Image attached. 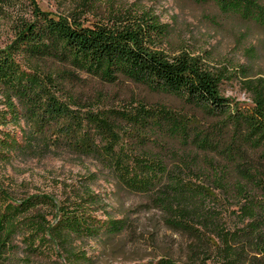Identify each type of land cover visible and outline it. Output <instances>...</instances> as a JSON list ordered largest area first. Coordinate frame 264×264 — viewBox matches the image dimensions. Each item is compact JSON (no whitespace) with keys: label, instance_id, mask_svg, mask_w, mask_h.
<instances>
[{"label":"trees","instance_id":"trees-1","mask_svg":"<svg viewBox=\"0 0 264 264\" xmlns=\"http://www.w3.org/2000/svg\"><path fill=\"white\" fill-rule=\"evenodd\" d=\"M191 1L264 28V0ZM99 2L53 13L0 0V28L14 32L0 48V161L72 154L95 165L61 196L0 182V264H95L79 240L132 223L96 189L101 177L182 236L178 255L131 264H264V77L166 52L172 28L157 14ZM234 77L251 103L223 93Z\"/></svg>","mask_w":264,"mask_h":264},{"label":"rangeland","instance_id":"rangeland-1","mask_svg":"<svg viewBox=\"0 0 264 264\" xmlns=\"http://www.w3.org/2000/svg\"><path fill=\"white\" fill-rule=\"evenodd\" d=\"M26 1L28 7L67 13L80 0ZM95 1H101L100 8H104L107 3L124 8L137 7L157 14L161 22L168 23L172 28V43L163 47L166 52L179 54L187 49L195 55L209 57L213 66H227L229 69L246 67L254 77H264V28L254 20L237 22L213 4H199L191 0ZM13 38L11 25L2 24L0 48L9 46ZM237 79L234 77L223 83V93L242 104L251 103L249 92ZM90 84L97 85L95 81H90ZM131 88L141 91L135 85ZM87 168L95 169L93 161L72 154L61 157L20 156L10 163L0 161V182L24 194L49 192L61 196L71 185H77L79 177L87 172ZM95 187L109 193L107 200L118 218L128 217L132 221L130 229L109 240L104 237L79 240L78 246L86 249L87 254L95 259V264L142 263L156 261L164 252L179 254L182 236L168 229L161 221V214L148 210L142 204V198L128 193L104 177L100 178ZM156 242L157 247L152 245ZM45 263L49 262L44 258H35L31 264Z\"/></svg>","mask_w":264,"mask_h":264}]
</instances>
